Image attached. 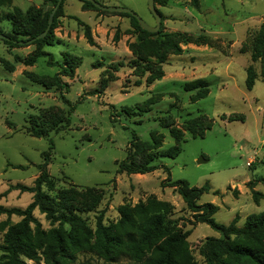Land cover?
Wrapping results in <instances>:
<instances>
[{
  "label": "rangeland",
  "instance_id": "1",
  "mask_svg": "<svg viewBox=\"0 0 264 264\" xmlns=\"http://www.w3.org/2000/svg\"><path fill=\"white\" fill-rule=\"evenodd\" d=\"M97 1L128 7L156 26L148 0ZM155 5L162 23L150 36L136 30L120 12L64 0L53 41L44 49L55 60L68 54L80 65L73 76L63 77L69 84L64 94L75 106L70 126L50 136L35 137L27 130L30 122L69 111L51 81L59 68L49 67L48 57L28 66L24 60L36 45L12 47L0 39V206L27 208L34 192L16 187L34 186L44 153L50 152L48 171L56 188L42 190L54 199L57 214L73 207L79 217L63 226L69 237L68 264H144L123 249L114 259H106L94 237L100 219L116 225L122 206L134 213L141 202L151 209L153 202H167L168 207L156 204L154 209L165 214L170 231L190 232L184 250L194 264H205L201 245L221 234L194 218L171 181L210 185L211 191L198 204L218 206L215 220L225 225L236 218L242 228L248 215L264 211V198L255 201L246 182L264 177V83L261 63L252 56L254 38L264 24V0H156ZM50 8L44 0H0V28L13 34L12 24L4 20L6 13L26 15ZM169 37L179 43L181 52L167 50L161 61L158 43ZM250 71L257 77L252 89L246 86ZM198 80L208 86L186 89ZM166 116L171 117L170 128L160 122ZM199 116L213 121L203 137L185 128L189 119ZM242 116L244 121H232ZM173 129L184 140L180 153L175 158L162 156V151L177 145ZM134 131L138 140L131 142ZM129 151L139 162L155 155L152 163L160 168L148 174L118 173ZM169 174L171 181L163 186ZM257 186L264 195V183ZM33 216L31 243L44 248L60 222L38 208ZM21 219L0 213V264L6 262L4 237ZM38 252L39 260L23 257L19 264H47L43 249Z\"/></svg>",
  "mask_w": 264,
  "mask_h": 264
},
{
  "label": "trees",
  "instance_id": "2",
  "mask_svg": "<svg viewBox=\"0 0 264 264\" xmlns=\"http://www.w3.org/2000/svg\"><path fill=\"white\" fill-rule=\"evenodd\" d=\"M81 1L86 7L97 9L92 2ZM44 2L46 5H50L51 8L48 10L38 9L34 12H28L26 15H22L20 12L18 14L9 12L4 15V20L12 24L13 34L4 33L2 28H0V33L7 36L6 39L2 40L9 46L21 47L27 43L36 45V50L24 60L26 65L32 66L39 58L48 57L47 65L59 68V71L51 77V81L60 91L63 102L70 109L60 115L51 114L50 116L42 117L38 122H30L27 131L35 137L50 136L52 132H59L70 126L71 114L75 110V106L64 94L63 90L68 91L69 84L63 80V77L73 76L76 68L80 65L79 59L71 58L68 54L64 56L63 60H55L53 55L44 49L45 46L53 41L56 18L63 13L64 0L55 13L53 25L47 36L37 39V36L47 28L50 14L58 4V0H44ZM120 14L129 17L132 25L141 33L150 36L156 34L144 30L134 15L122 12ZM167 50L181 52L179 43H175L170 37L158 43L157 57L161 61L164 60V53ZM252 56L255 61H260L261 63V78L264 83V24L254 38ZM256 78L255 73L250 71L246 80L248 89H252L255 86ZM203 86L204 88L207 87V82L198 80L187 84L186 89L191 91ZM169 118L171 117L166 116L160 119V122L164 123L163 127H171V122H168ZM206 118L199 116L189 119L185 123L186 130L192 131L195 137H203L213 124V121L209 122ZM237 120L244 121V117L232 119V121ZM171 134L177 145L162 151L161 155L175 158L180 153V145L184 140L174 129L171 130ZM136 140H138V136L134 131L131 142ZM50 143V149H53L54 142L52 139ZM135 146L138 147V143L136 144L135 142ZM157 147L162 146H156L153 149ZM49 156L50 152L44 153V163L41 165V171L35 179L34 186L18 185L16 187V189H21L22 191L34 192V200L27 208H5L0 206V213L15 214L22 217L18 223L9 227L4 237L1 249L6 259L5 264H19L23 257L39 260V249H43L42 254L45 256L47 264H68L65 262V258L68 256L66 247L69 237L63 226L65 223H75L79 220V217L74 213L75 208L73 207H68L65 212L57 214V210L52 204L54 199L42 190L43 186L48 187L49 190L56 188V181L48 171ZM154 158L155 155H152L146 161L139 162L135 160L133 152L129 151L127 158L119 163L118 173L148 174L154 172L160 168L159 165L152 163ZM15 168H18V166ZM166 170L170 172L168 167H166ZM168 181H171L170 174L162 182V185L165 186ZM259 182L264 183L263 176L247 183V186L251 187L255 201H258L259 198H264L261 192L255 190V186ZM170 185L184 199L187 207L193 212L194 218L198 222L208 224L221 234L220 237H208L201 245L200 254L205 259V264H264V211L248 215L242 228L236 225V218L229 225H225L215 220L214 215L218 211V206L209 202L198 204V200L205 193L211 191L210 185L192 187L189 182L184 180L171 181ZM214 193L219 194L218 191ZM156 204L168 207L167 202H153V209H151L148 205L141 202L134 209V213H131L127 206H122L120 208L121 218L116 225H105L102 219L98 221L94 233L95 243L99 246L106 259H114L113 255L123 249L127 251L133 260L144 264H194L189 253L184 250L190 232L179 233L170 231V223L166 220L165 214L160 210L154 209ZM36 208L45 213L52 221L60 222V226L50 232L51 243L44 248L43 245L33 246L30 240L31 223L35 221L33 212ZM148 253L151 255L147 256Z\"/></svg>",
  "mask_w": 264,
  "mask_h": 264
},
{
  "label": "water",
  "instance_id": "3",
  "mask_svg": "<svg viewBox=\"0 0 264 264\" xmlns=\"http://www.w3.org/2000/svg\"><path fill=\"white\" fill-rule=\"evenodd\" d=\"M63 0H58V4L56 5V7L52 10L50 17H49V23L47 28L44 30V32H42L41 34H39L37 36V39H41L47 36V34L49 33L53 21H54V16L56 11L58 10L61 2ZM89 2H92L97 8L105 10V11H109V12H122V13H129L134 15L137 20L139 21L141 27L144 30H147L149 32L155 33L157 31H159L160 27H161V23H162V15L158 12L156 5H155V0H148V7L150 9V11L152 12V14L155 17L156 20V26H151L150 24H148L143 18H141L136 12H134L132 9L128 8V7H118V6H106L101 4L100 2H98L97 0H86ZM7 36L3 33H0V39H6ZM201 162V160L199 161V163Z\"/></svg>",
  "mask_w": 264,
  "mask_h": 264
},
{
  "label": "crops",
  "instance_id": "4",
  "mask_svg": "<svg viewBox=\"0 0 264 264\" xmlns=\"http://www.w3.org/2000/svg\"><path fill=\"white\" fill-rule=\"evenodd\" d=\"M250 180L248 179V180H246V182H249ZM260 183V182H259ZM258 184V183H257ZM257 184H256V186H255V190L256 189H258V186H257ZM263 199V198H262Z\"/></svg>",
  "mask_w": 264,
  "mask_h": 264
},
{
  "label": "built area",
  "instance_id": "5",
  "mask_svg": "<svg viewBox=\"0 0 264 264\" xmlns=\"http://www.w3.org/2000/svg\"><path fill=\"white\" fill-rule=\"evenodd\" d=\"M250 165V164H249Z\"/></svg>",
  "mask_w": 264,
  "mask_h": 264
}]
</instances>
